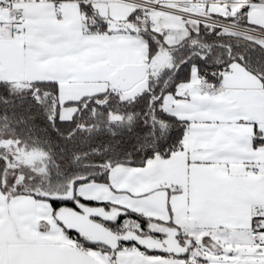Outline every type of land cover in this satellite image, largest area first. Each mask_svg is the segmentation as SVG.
Masks as SVG:
<instances>
[{"label": "snow or ice", "instance_id": "snow-or-ice-1", "mask_svg": "<svg viewBox=\"0 0 264 264\" xmlns=\"http://www.w3.org/2000/svg\"><path fill=\"white\" fill-rule=\"evenodd\" d=\"M0 264H264V0H0Z\"/></svg>", "mask_w": 264, "mask_h": 264}]
</instances>
